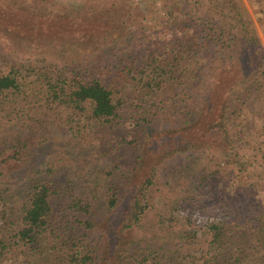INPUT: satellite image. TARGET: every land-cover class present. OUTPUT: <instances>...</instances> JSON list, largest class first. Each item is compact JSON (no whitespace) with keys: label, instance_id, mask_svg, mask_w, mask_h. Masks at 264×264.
Listing matches in <instances>:
<instances>
[{"label":"trees","instance_id":"trees-1","mask_svg":"<svg viewBox=\"0 0 264 264\" xmlns=\"http://www.w3.org/2000/svg\"><path fill=\"white\" fill-rule=\"evenodd\" d=\"M130 3L0 0V264H264V183L225 186L264 112L246 6L168 0L183 35L152 50ZM26 44L70 74L9 59Z\"/></svg>","mask_w":264,"mask_h":264},{"label":"rangeland","instance_id":"rangeland-1","mask_svg":"<svg viewBox=\"0 0 264 264\" xmlns=\"http://www.w3.org/2000/svg\"><path fill=\"white\" fill-rule=\"evenodd\" d=\"M167 1L168 0H131L130 3L131 6L134 9H138L139 12L143 13L140 21L134 24L135 25L134 27L136 30L143 28L142 34L145 33L143 34L144 38L145 36H149L150 42L148 44V47L146 46V44L144 45L148 49L156 50L159 46L158 42L160 39L169 40L173 36L181 37L183 35L182 30L178 31L174 29V24L173 25L167 24L168 18H166L167 16L165 15V12L167 10L163 6V3H166ZM242 2L247 8L248 14L254 25V29L260 39V43H261L260 49L264 53V0H242ZM69 4H74V3H69ZM187 9L188 8H185V10ZM3 45L4 42L2 39L0 40V47H3ZM33 45H37V44L25 45L26 48L31 46L29 49L30 53L25 54V56H20L21 55L20 53H13L12 55L9 54V59L11 60L15 59L14 60L15 62L16 58H18V60L20 59L30 63V65L43 68L44 70H48L49 73L58 74L60 72H64L65 74H70L71 69L65 67L61 62H58L56 59L48 58L46 55L43 54H38L34 50L35 48L33 47ZM259 113H263L262 114L263 116L259 117L260 115L258 116H249L247 114L244 115L245 116L244 118L248 120L245 128H247L246 133L249 134V137L246 138V141L249 143L247 146H245L246 147L245 151H241L238 149L237 152L242 157L244 155L245 157L244 159H248L249 162L242 165L241 170H239V168H236L234 170L233 175L230 177V180L229 179H228L229 181L227 180L229 184L228 186L227 185L225 186L230 188L231 191H237L240 185L246 187V189L248 190L251 183L253 182L255 183V181L259 179H261V181L264 183V112L260 111ZM124 134L128 139L131 138V136L133 135L128 130L123 131L122 129L115 130L113 133L110 134L109 138L112 141L110 152L112 153V155L118 154V152L113 150L112 147L114 145H118L119 148L118 142L121 140ZM150 134L153 135L152 137L154 138V134L152 133ZM157 137L155 136V138ZM56 140L60 143L56 145L60 149L63 148L65 144H68L67 139L62 134L57 135ZM168 141H169V136L166 135L158 139L156 142L159 145H162ZM43 146L44 144H40V140L38 138V144L35 147L36 152L38 153L37 158L35 159L36 164H38L43 159V154H44ZM88 147L91 148V146ZM152 148H155V146L153 145ZM219 154L222 155V153ZM99 156L100 158L105 160V156L102 155V153L98 154L95 151L94 157L97 158ZM7 173H8V177L6 179L12 178V176L14 175V172L12 170H9V168L6 171V174ZM157 187H160V184L155 185L154 192ZM162 187L164 189L167 188L168 186L162 185ZM154 192L152 190V193ZM249 192H252V194H254V199L264 204V189H259L258 187L253 186L251 187ZM131 194H132L131 191L128 192L127 198L131 197ZM157 194H161V192H157ZM156 200H160V199L156 198ZM160 204L161 202L158 203V207L160 206ZM121 210H123V207H121ZM159 210L156 207L154 212H158V213L161 212ZM4 264H18V263L14 260H9V261H5Z\"/></svg>","mask_w":264,"mask_h":264}]
</instances>
